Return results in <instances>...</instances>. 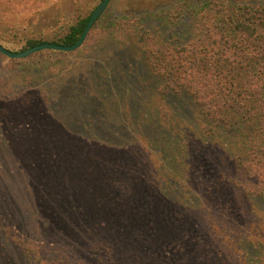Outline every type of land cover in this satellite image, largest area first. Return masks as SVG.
<instances>
[{
  "label": "trees",
  "instance_id": "trees-1",
  "mask_svg": "<svg viewBox=\"0 0 264 264\" xmlns=\"http://www.w3.org/2000/svg\"><path fill=\"white\" fill-rule=\"evenodd\" d=\"M101 1L87 15H77L56 36L46 39L34 34L25 35L21 27L8 24L5 17L15 4L10 0H0V44L11 51H23L42 43L72 45L81 36L93 10ZM107 19L103 12L92 25L85 41L107 30V38L115 46L108 49L109 57L118 61L122 58L135 60L137 68L147 71L146 79L153 83L156 95L162 98L167 95L184 96L189 106V110L186 108L189 113L186 122L192 121L191 127L184 128L186 136L198 138L207 147L214 146L209 164L204 162V156L194 159L195 155L190 153L187 145L178 149L166 136L167 128L174 135L176 133L175 127L168 123L165 125L172 120L171 117L161 118L154 107L152 110L132 108L138 121L135 127L146 130V126L151 125L148 131L152 132L154 141L166 143L169 164L174 168L171 177L188 179L191 176L199 182L203 190L196 196L209 206L205 209L207 214L210 212L209 216L204 217L200 214L203 208L195 207L192 211L188 210L183 218L188 222L186 229L191 224L193 227L196 220H201L206 229L194 240L196 244L186 242L181 245L183 264H264V212L251 206L252 200L264 203V3L178 0L175 6L162 12L111 21ZM147 22L158 23V27L150 29L145 25ZM103 24L107 25V29ZM12 33L23 36L20 49L6 45L11 42L7 34ZM109 42L104 43L100 50H106ZM40 53L50 63L49 58L56 52L48 50ZM126 74L125 77L128 76ZM101 76L91 77L90 85L96 92L92 90L87 96L96 104L101 98L109 96V92H104L105 78L115 85L118 83L116 71L112 74L105 71ZM83 84L84 81L76 76L69 80L64 78L57 82L56 90L76 99L77 91L82 90ZM85 99L83 97L81 101ZM132 103H135L134 99ZM141 105L146 104L143 102ZM162 109L165 108L162 106ZM75 112L78 115L76 120L85 117L99 119L102 115L99 107ZM69 114L62 113L53 118L66 122L70 119ZM51 122L50 118L44 117L40 123L46 135L53 133ZM46 137L49 141L43 139L36 147L30 141L22 152L26 158L23 163L12 164L21 174L20 183L14 185V193L18 194V198L22 197L28 209L33 210V222L42 224L41 232L49 237L60 235L63 225H67L66 231L71 233L74 244V257L81 258L87 252H96L97 264H172L163 255L157 254L158 258L149 255L145 245L129 237L132 231L139 229L138 224L133 222L138 219L133 216L131 201L140 195L141 187H144L142 176L138 174L139 164H131L125 172H110L103 160V171L98 172L96 168L95 172H87L93 179L90 181L92 192L94 195L100 192L104 198L102 205L109 209L94 215V212H89L85 196L67 191L64 182H57L61 173L59 165L55 169L52 159L57 154V145L53 138ZM106 143L109 152L117 153V144L114 148L111 142ZM89 156L95 155L91 153ZM11 160L13 163V156ZM112 161L116 163L115 158ZM210 164H214L215 168L212 165L210 168ZM61 165L74 173L75 178L81 169L89 170L82 161L75 162L73 166L66 161ZM52 175L56 177L52 178ZM63 198L66 204L61 202ZM164 198L169 199L168 192H165ZM51 200L63 205H53ZM50 204L52 210H48ZM154 208L156 206L152 205L151 210ZM163 208L168 211V206ZM163 208L160 205L156 210ZM47 212L52 214L51 220H44ZM124 217L129 218L126 224L121 221ZM160 234L156 235L159 240L155 242L154 249L165 240ZM18 241L26 257L36 254L40 261L33 244L23 238ZM59 255L62 259L58 257L56 262L53 257V264H72L70 259L64 260L66 254Z\"/></svg>",
  "mask_w": 264,
  "mask_h": 264
},
{
  "label": "rangeland",
  "instance_id": "rangeland-1",
  "mask_svg": "<svg viewBox=\"0 0 264 264\" xmlns=\"http://www.w3.org/2000/svg\"><path fill=\"white\" fill-rule=\"evenodd\" d=\"M218 1L231 4L264 3V0ZM98 2L99 0H10L15 7L10 8L5 21L21 27L25 35L34 34L51 39L77 15H87ZM177 2L178 0H111L104 10V16L110 21L115 18L142 17L148 13L165 11L175 6ZM156 24L145 23L150 29L158 27V23ZM102 26L107 29V25ZM21 36L7 34L11 42L6 45L20 49L23 45V40L21 41L23 36ZM109 40L107 30H104L101 34L92 36L89 41H84L82 46L73 52L52 50L56 53L49 58L50 63H47L48 59L46 60L44 54L40 53L43 51L23 59H8L0 54V261L2 264H45L47 261L53 264L52 258L55 257L57 262V258H61L60 253L66 254L64 260L68 258L72 264H97L96 252H87L81 258L74 257V244L70 238L71 233L66 231L67 225H63L60 235L54 234L51 237L44 235L41 232L42 224L33 222V210L28 209L22 197L18 198V194L14 193V185H18L21 179V174L16 168L14 169V166L23 163L26 159L22 155L25 146L30 141L33 147H36L43 139L49 141L46 136L53 138L57 145L55 150L57 154L52 157L55 169L59 165L61 173L57 176V182H64L67 191L78 192L85 196V201L88 199L89 212H94V215L109 209L102 205L101 201L104 198L101 193L94 195L92 192L93 179L87 172H95L96 168L98 172L103 171V160L106 162V170L110 172L115 170L125 172L131 164L135 162L139 164L138 174L142 176L144 187H141L140 195L131 200L133 216L138 219L137 221L134 219L133 222L138 224L139 232L132 231L129 237L132 236L131 239L139 240L140 244L145 245L149 255L152 254L151 256L157 258L159 257L157 254L163 255L172 264H183L180 256L181 245L186 242L196 244L194 240L206 231L201 220H196L193 227L191 224L186 229L188 222L183 219L187 216V211H192L195 207L203 208L200 214L204 217L210 214L205 211L209 206H205V203L196 196H199V192L203 190L200 183L189 177L187 168L188 179L171 177L174 168L169 164L166 143L154 141L152 132L148 131L151 125H147L146 130L135 127L138 121L133 116L135 113L132 112V108L136 106L144 110H152L154 107L158 109L161 118L171 117L172 120L165 122V125L168 123L175 127L176 133L174 135L167 128L166 136L178 149L179 146L187 145L191 149L190 153L195 155L194 159L204 156V162L209 164L212 160L211 154H214L212 152L214 146L207 147L198 138L186 136L184 128L187 129L188 125L192 126L191 120L186 122L189 115L186 98L169 95L162 98L156 95L153 83L146 79L147 71L137 68L135 60L122 58L118 61L117 58L109 57L108 49L115 48L112 46L114 42ZM107 42L109 44L106 50L104 48L100 50ZM60 53L66 55L62 56ZM105 71L111 74L116 71L118 83L115 85L105 78L106 91L104 92H109V96L101 98L96 104L92 98H87L89 93L96 92L90 85L91 77L102 78L101 75ZM125 73L127 77L124 76ZM75 76L84 81V87L77 91L76 99L58 93L57 82L64 78L69 80ZM83 97L86 98L85 101H81ZM132 99L135 103H132ZM143 102L146 105H141ZM162 106L165 109H162ZM91 107L101 108L102 115L99 119L85 117L76 120L78 115L75 111L90 110ZM62 113H70L68 115L70 119L60 122L53 118ZM72 116L75 118L73 119ZM145 116L148 117L149 114L146 113ZM44 117L53 121L50 123L53 132L50 135H46L41 127L40 123ZM106 142H111L114 148L117 144V153L109 152L105 146ZM67 146L71 149L69 150ZM32 153L35 154L33 150ZM91 153L95 156H89ZM98 154L101 156H97ZM114 158L116 163L111 162ZM65 161L70 166L77 161H82L89 170L81 169V173L76 174L75 178L74 173L71 174L68 168L64 169L61 165ZM211 165L215 168L214 164H210V168ZM55 177L56 175H52V178ZM81 186L84 189L88 188L87 191L81 190L79 188ZM170 188L174 190L170 191ZM165 192H168V200L164 198ZM114 195L118 196V193ZM51 201H53L51 204L57 206L66 204L65 199L61 201L62 203ZM51 204L48 205V210H52ZM152 205L157 209L160 205L162 208L168 206V211L166 212L164 208L151 210ZM251 206H255L256 211L264 212V203L258 199L252 200ZM157 216L163 217L156 218ZM51 218L50 212L44 216V220H51ZM121 221L126 224L129 218L124 217ZM159 233L165 240L161 246L154 249L155 242L159 240L156 235ZM19 238L33 244L40 256L39 262L36 254L30 258L24 255ZM147 240L149 241L146 243Z\"/></svg>",
  "mask_w": 264,
  "mask_h": 264
},
{
  "label": "water",
  "instance_id": "water-1",
  "mask_svg": "<svg viewBox=\"0 0 264 264\" xmlns=\"http://www.w3.org/2000/svg\"><path fill=\"white\" fill-rule=\"evenodd\" d=\"M110 1L111 0H102L96 6L81 36L72 45L65 46V45L53 44V43H42L39 45H35L31 48L25 49L23 51H11L0 44V54L5 56L8 59H23V58H27L28 56H31L34 53L44 51V50H54V51H59V52H73L82 46L89 31L91 30L92 25L101 16V14L104 12V10L106 9Z\"/></svg>",
  "mask_w": 264,
  "mask_h": 264
}]
</instances>
